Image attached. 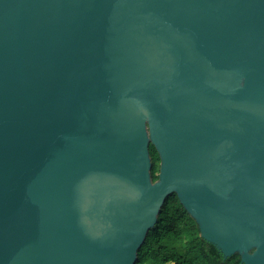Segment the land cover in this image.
<instances>
[{"label":"water","instance_id":"95a60500","mask_svg":"<svg viewBox=\"0 0 264 264\" xmlns=\"http://www.w3.org/2000/svg\"><path fill=\"white\" fill-rule=\"evenodd\" d=\"M171 193L264 264V0H0V264H134Z\"/></svg>","mask_w":264,"mask_h":264},{"label":"trees","instance_id":"16d2710c","mask_svg":"<svg viewBox=\"0 0 264 264\" xmlns=\"http://www.w3.org/2000/svg\"><path fill=\"white\" fill-rule=\"evenodd\" d=\"M151 177L158 178L159 156L149 144ZM242 264L238 254L224 257L199 234L195 220L171 193L162 205L155 225L146 234L134 264Z\"/></svg>","mask_w":264,"mask_h":264},{"label":"rangeland","instance_id":"374dc122","mask_svg":"<svg viewBox=\"0 0 264 264\" xmlns=\"http://www.w3.org/2000/svg\"><path fill=\"white\" fill-rule=\"evenodd\" d=\"M168 264H172V263H168Z\"/></svg>","mask_w":264,"mask_h":264}]
</instances>
